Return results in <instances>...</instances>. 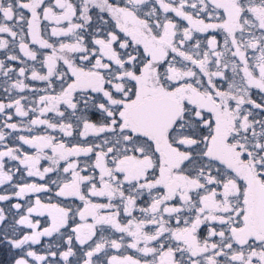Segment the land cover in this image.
<instances>
[{"label": "snow or ice", "instance_id": "6c2138e0", "mask_svg": "<svg viewBox=\"0 0 264 264\" xmlns=\"http://www.w3.org/2000/svg\"><path fill=\"white\" fill-rule=\"evenodd\" d=\"M0 264H264V0H0Z\"/></svg>", "mask_w": 264, "mask_h": 264}]
</instances>
